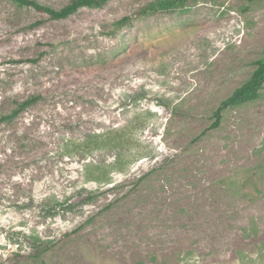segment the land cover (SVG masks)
Wrapping results in <instances>:
<instances>
[{
    "label": "rangeland",
    "instance_id": "rangeland-1",
    "mask_svg": "<svg viewBox=\"0 0 264 264\" xmlns=\"http://www.w3.org/2000/svg\"><path fill=\"white\" fill-rule=\"evenodd\" d=\"M152 1L50 21L0 0V115L44 95L0 123V264H264V85L214 125L264 59V0L115 24ZM109 131L124 144L95 148Z\"/></svg>",
    "mask_w": 264,
    "mask_h": 264
},
{
    "label": "trees",
    "instance_id": "trees-1",
    "mask_svg": "<svg viewBox=\"0 0 264 264\" xmlns=\"http://www.w3.org/2000/svg\"><path fill=\"white\" fill-rule=\"evenodd\" d=\"M18 6L30 7L33 10L43 14L45 19L50 21H60L72 17L82 8H100L105 6L110 0H67L61 5H54L42 0H10ZM184 0H154L151 3L141 7L137 11L130 14L121 16L115 21L117 26H127L132 21L137 20L144 16L152 15L156 12L170 10L183 4ZM43 19H39L42 22ZM36 22V21H34ZM30 23V25L34 24ZM255 67L251 71L248 78L240 85L235 87L230 94L223 98L217 109L214 111L215 122L214 125L218 124L220 120L221 111L229 108L236 107L243 103L252 101L259 96V92L264 85V59H258L255 61ZM44 95L42 93L32 94L22 100H13V106L8 112L0 115V123H8L13 118L18 116L21 112L30 109L35 103L42 100ZM105 138L97 140L95 148L102 150L105 147L112 146L118 148L124 143V132L109 131L104 134ZM96 179L99 181L107 180V173L104 170L95 169ZM87 197H91L87 195ZM239 264H247L245 256L237 255ZM153 264H208L204 262L202 257L195 255L192 250L187 249L184 252H177L173 256L163 255L162 259L153 258L151 261ZM213 264V263H212ZM218 264V263H216Z\"/></svg>",
    "mask_w": 264,
    "mask_h": 264
}]
</instances>
